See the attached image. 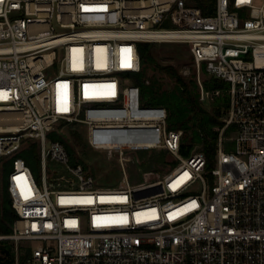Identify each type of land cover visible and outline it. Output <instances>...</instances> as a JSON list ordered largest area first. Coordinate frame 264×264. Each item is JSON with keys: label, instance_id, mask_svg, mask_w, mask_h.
I'll use <instances>...</instances> for the list:
<instances>
[{"label": "built area", "instance_id": "2783aa9c", "mask_svg": "<svg viewBox=\"0 0 264 264\" xmlns=\"http://www.w3.org/2000/svg\"><path fill=\"white\" fill-rule=\"evenodd\" d=\"M140 43L186 44L202 101L220 94L204 89L203 69L229 83L210 171L201 149L180 154L183 131L167 128L165 108L142 105ZM61 122L84 124L89 146L118 159L125 183L96 188L82 165L71 166L64 145L49 140ZM30 142L40 184L21 156ZM156 149L177 166L131 183L126 153ZM50 162L68 183H50ZM7 163L18 218L0 245L15 244L16 264L23 256L25 264H264V0H0Z\"/></svg>", "mask_w": 264, "mask_h": 264}, {"label": "trees", "instance_id": "16d2710c", "mask_svg": "<svg viewBox=\"0 0 264 264\" xmlns=\"http://www.w3.org/2000/svg\"><path fill=\"white\" fill-rule=\"evenodd\" d=\"M204 14H211L204 9ZM152 43H140L138 45L141 72L134 78L135 84L141 88V102L143 106L163 107L168 113L167 128L169 130H182L180 154L183 157L191 155V152L198 148L207 156V169L210 171L215 166L218 139L220 130L225 126V118L230 108V96L228 93L229 83L208 75L203 69V86L207 92L220 91L218 96H214L209 106L200 99V86L196 75L185 78L180 71L172 65H162L152 52ZM159 71L173 82L170 90L165 89L164 83L152 78L148 79L149 70ZM234 128L227 130L233 132ZM49 137L52 141L61 142L66 148L70 164L77 166L73 159L72 150L64 137L53 131ZM38 144L30 142L29 146L23 150L21 156L26 163L35 170L41 162L38 161ZM170 152L161 151H140L138 155V166L141 171L157 173L162 166L174 168L176 161L170 160ZM55 164L50 162L47 168L49 181L56 186L61 181L68 183L70 176L55 171ZM87 167L85 166L84 169ZM10 167L9 164L0 166V232L3 234L12 233V227L18 218L17 213L12 208V202L7 191L6 181ZM63 178V179H62ZM26 256L21 259V264H25ZM0 264H16L15 244L5 241L0 245Z\"/></svg>", "mask_w": 264, "mask_h": 264}, {"label": "rangeland", "instance_id": "374dc122", "mask_svg": "<svg viewBox=\"0 0 264 264\" xmlns=\"http://www.w3.org/2000/svg\"><path fill=\"white\" fill-rule=\"evenodd\" d=\"M153 55L162 65H172L177 68L185 78H189L194 74V63L190 53V50L186 44H176V43H164V44H153L152 47ZM184 70L188 74H184ZM148 79H156L164 83L166 90H170L173 87V82L168 77L162 75L159 71L149 70L147 74ZM207 106L212 101V98L203 100ZM60 135H62L65 141L68 143L72 150L73 159L75 164H80L83 167H87L86 174L93 175L96 179V188H111L123 185L125 183V174L121 164L117 158L109 159L106 152L98 151L91 148L87 142V127L82 123H67L61 122L56 126L55 130ZM233 132L227 133V137H231ZM49 140L51 138L49 137ZM227 151L234 152L235 146L229 144L226 147ZM154 151H161L156 149ZM140 152V151H139ZM139 152H127L126 157L129 159L127 163V171L130 177L131 183L137 184L145 181L146 171H140L138 166V155ZM39 153V152H38ZM40 160V161H39ZM170 160H178L176 156L170 154ZM38 161L41 162L40 153L38 154ZM35 164V170L31 167L33 175L37 182L40 184L42 179V168L39 164ZM50 165V163H49ZM71 165V164H70ZM72 166V165H71ZM177 166V165H176ZM175 166V167H176ZM74 167V166H73ZM174 167V168H175ZM173 168L170 166H162L161 171L154 173V178L162 177L170 172ZM55 171L64 173L60 166H55ZM144 173V174H143ZM195 194L194 191L189 192L187 195ZM21 248V256L26 253V244H23Z\"/></svg>", "mask_w": 264, "mask_h": 264}]
</instances>
